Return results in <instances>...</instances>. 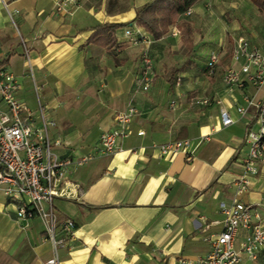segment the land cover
<instances>
[{"label": "crops", "instance_id": "obj_1", "mask_svg": "<svg viewBox=\"0 0 264 264\" xmlns=\"http://www.w3.org/2000/svg\"><path fill=\"white\" fill-rule=\"evenodd\" d=\"M151 1L0 0V65L14 75L15 98L31 112L32 126L42 130L40 106L52 122L45 129L52 151L72 161L53 202L57 218L75 225L69 249L57 250L60 264H196L222 230L221 203L240 200L264 209V167L247 176V192L235 189L264 85L227 88L222 82L226 69H239L241 61L232 59L239 38L264 53V14L249 0H238V7L199 0L189 17H181L190 49L176 26L158 40L138 27L150 40L154 69L144 92L134 83L143 44L132 45L123 32L137 27L136 9ZM3 4L16 11L14 25ZM227 7L239 18H228ZM103 24L121 26L110 48L88 42ZM213 52L218 59L208 71ZM129 106L137 113L127 136L113 154L102 155L100 133ZM221 110L230 125H222ZM176 140L189 141L191 161L159 154L156 145ZM15 211L0 192V264H42L52 256V242L38 218L17 220ZM245 235L241 230L237 243ZM243 264H264V251Z\"/></svg>", "mask_w": 264, "mask_h": 264}, {"label": "built area", "instance_id": "obj_2", "mask_svg": "<svg viewBox=\"0 0 264 264\" xmlns=\"http://www.w3.org/2000/svg\"><path fill=\"white\" fill-rule=\"evenodd\" d=\"M3 5L14 25L12 16L16 11L12 12ZM191 14L192 10L188 8L183 15L189 17ZM123 36L134 46L143 44L139 55V72L134 83L138 89L146 92L154 79L153 62L149 53L150 40L138 27L125 29ZM28 55L29 50L23 45L24 60L30 71ZM217 59V53L209 55L206 64L208 71L213 69ZM232 59L241 63L238 70L228 68L224 71L222 82L227 88L242 87L244 83L254 87L264 85V53L250 47L245 39L239 38L233 47ZM19 88L14 75L0 66V103L5 107H0V192L8 202L16 204L17 220H40L45 238L53 244L52 256L42 264H60L57 250L69 249L74 239L75 225L71 219L57 218L53 202L63 193L61 185L72 161L69 158H59L52 151V144L45 136L46 125H52V122L44 120L40 106L42 130L32 126L31 112L15 98ZM196 103L207 106L210 102L207 99H197ZM170 105H174V101H170ZM254 107L257 127L255 130L247 129L245 133L247 151L242 164L243 174L235 181L237 195L247 192V176L257 175L260 168L264 167V98L256 102ZM236 112L241 115L244 110L238 107ZM136 113V109L129 106L114 115L112 128L100 133L98 138V148L102 155H111L119 148ZM220 117L223 126L232 123V119L223 110L220 111ZM156 147L162 156L182 154L186 161L192 160L188 140L171 141ZM219 207L224 215L222 230L210 241L208 253L198 259L196 264H243L244 261H255L258 254L264 251V209L240 200L230 205L221 203ZM241 230L246 235L237 243Z\"/></svg>", "mask_w": 264, "mask_h": 264}, {"label": "trees", "instance_id": "obj_3", "mask_svg": "<svg viewBox=\"0 0 264 264\" xmlns=\"http://www.w3.org/2000/svg\"><path fill=\"white\" fill-rule=\"evenodd\" d=\"M197 1L199 0H153L136 9L133 22L153 40H158L169 31L171 26H176L182 33L186 47L190 49V30L181 17ZM249 1L264 14V0ZM120 27L117 24L100 25L93 30L88 42L103 48H110L115 44L114 31Z\"/></svg>", "mask_w": 264, "mask_h": 264}, {"label": "rangeland", "instance_id": "obj_4", "mask_svg": "<svg viewBox=\"0 0 264 264\" xmlns=\"http://www.w3.org/2000/svg\"><path fill=\"white\" fill-rule=\"evenodd\" d=\"M229 1H231L232 3H235V5L233 4V6H236V7L239 6V2H238V0H229ZM222 6H225V7H226L225 4H223ZM229 6H230V5H229ZM230 8H231V7H227V10H228V11H226L225 15H226L228 18H230V19H238L239 17H237V15H234L232 12L229 11ZM182 19H183V18H181V20H182ZM239 22L241 23L240 20H239Z\"/></svg>", "mask_w": 264, "mask_h": 264}]
</instances>
